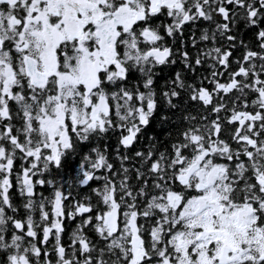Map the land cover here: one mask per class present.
Here are the masks:
<instances>
[{
	"label": "snow or ice",
	"instance_id": "snow-or-ice-1",
	"mask_svg": "<svg viewBox=\"0 0 264 264\" xmlns=\"http://www.w3.org/2000/svg\"><path fill=\"white\" fill-rule=\"evenodd\" d=\"M0 264H264V0H0Z\"/></svg>",
	"mask_w": 264,
	"mask_h": 264
},
{
	"label": "trees",
	"instance_id": "trees-1",
	"mask_svg": "<svg viewBox=\"0 0 264 264\" xmlns=\"http://www.w3.org/2000/svg\"><path fill=\"white\" fill-rule=\"evenodd\" d=\"M167 73L165 72L163 74L164 77H166ZM161 85H163V78L161 79ZM155 131L156 132H162V129L160 128L159 125L155 126ZM79 170V158L74 157V158H69L64 165V169L62 170L61 173V179L63 181H68L71 180L75 177L76 173Z\"/></svg>",
	"mask_w": 264,
	"mask_h": 264
}]
</instances>
